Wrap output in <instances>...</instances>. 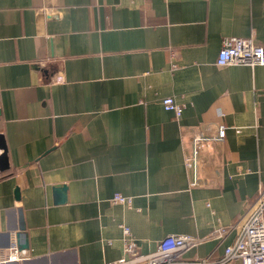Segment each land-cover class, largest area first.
<instances>
[{
  "label": "crops",
  "instance_id": "obj_1",
  "mask_svg": "<svg viewBox=\"0 0 264 264\" xmlns=\"http://www.w3.org/2000/svg\"><path fill=\"white\" fill-rule=\"evenodd\" d=\"M232 37L264 47V0H0V264H110L124 227L222 256L264 189V66H219ZM220 126L191 186L182 134Z\"/></svg>",
  "mask_w": 264,
  "mask_h": 264
},
{
  "label": "built area",
  "instance_id": "obj_2",
  "mask_svg": "<svg viewBox=\"0 0 264 264\" xmlns=\"http://www.w3.org/2000/svg\"><path fill=\"white\" fill-rule=\"evenodd\" d=\"M219 66L247 65L264 66V47L255 44L251 38H225L218 54ZM164 109L175 114L180 120L183 110L173 98L163 100ZM226 138V128L220 126L215 134L199 127H189L182 134L184 142V162L191 186L200 184V170L207 163L212 147ZM115 203L129 204L130 198L116 195ZM237 231L235 241L227 246L222 256L213 254L201 260H186L184 254L200 244L199 240L187 235L164 238L158 249L151 254H139L134 237L129 228L124 227L125 256L110 264H264V189H262L244 220L232 226ZM216 237L223 239L229 228L217 230ZM17 259V251L12 253Z\"/></svg>",
  "mask_w": 264,
  "mask_h": 264
},
{
  "label": "water",
  "instance_id": "obj_3",
  "mask_svg": "<svg viewBox=\"0 0 264 264\" xmlns=\"http://www.w3.org/2000/svg\"><path fill=\"white\" fill-rule=\"evenodd\" d=\"M4 158V157H3ZM6 159L4 158L3 160H1L2 162H4ZM65 189V188H64ZM23 236H25L26 237V235L24 234V233H21ZM19 248L20 249H27L28 248V242L27 241H25V243L24 244H22V245H20L19 246Z\"/></svg>",
  "mask_w": 264,
  "mask_h": 264
},
{
  "label": "rangeland",
  "instance_id": "obj_4",
  "mask_svg": "<svg viewBox=\"0 0 264 264\" xmlns=\"http://www.w3.org/2000/svg\"><path fill=\"white\" fill-rule=\"evenodd\" d=\"M238 264V263H237ZM240 264V263H239Z\"/></svg>",
  "mask_w": 264,
  "mask_h": 264
}]
</instances>
